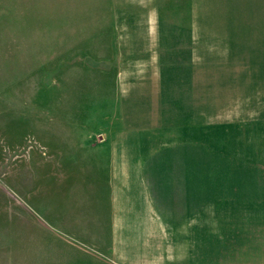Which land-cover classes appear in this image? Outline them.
<instances>
[{"label": "rangeland", "instance_id": "rangeland-1", "mask_svg": "<svg viewBox=\"0 0 264 264\" xmlns=\"http://www.w3.org/2000/svg\"><path fill=\"white\" fill-rule=\"evenodd\" d=\"M261 209L264 0H0V264H259Z\"/></svg>", "mask_w": 264, "mask_h": 264}, {"label": "crops", "instance_id": "crops-1", "mask_svg": "<svg viewBox=\"0 0 264 264\" xmlns=\"http://www.w3.org/2000/svg\"><path fill=\"white\" fill-rule=\"evenodd\" d=\"M198 47H200V45L198 46ZM137 106H138V104H137ZM143 111V108L142 107H137V113L138 112H142ZM146 111V113H147V110H145ZM137 116H138V114H137ZM135 169L137 168V171H135L134 173H133V175L135 176L136 175V177H138V176H140V178H142V179H150V178H155L154 176H153V174H155L154 172H152L151 170L152 169H171L172 168V166H164V165H161V166H144L143 164H141V163H139V164H137V167H134ZM167 172H165V174H166ZM160 178L161 179H168V178H171L170 176H167V174L164 176H160ZM248 213V212H247ZM246 213V214H247ZM258 214H260V215H264V211L261 209V210H259L258 211ZM257 214V215H258ZM248 215V214H247ZM252 225H254V223L252 224ZM256 227H260V228H263L264 227V223H258V224H256L255 225ZM235 263H237V262H235ZM246 264H248V260H247V263ZM250 264V263H249ZM251 264H253L252 262H251ZM259 264H264V260L262 261H260L259 262Z\"/></svg>", "mask_w": 264, "mask_h": 264}]
</instances>
